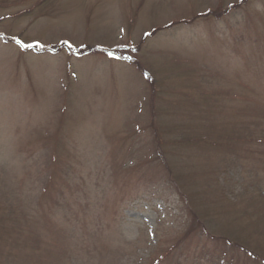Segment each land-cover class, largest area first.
Segmentation results:
<instances>
[{
	"label": "rangeland",
	"instance_id": "1",
	"mask_svg": "<svg viewBox=\"0 0 264 264\" xmlns=\"http://www.w3.org/2000/svg\"><path fill=\"white\" fill-rule=\"evenodd\" d=\"M0 264H264V0H0Z\"/></svg>",
	"mask_w": 264,
	"mask_h": 264
}]
</instances>
